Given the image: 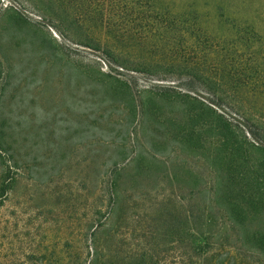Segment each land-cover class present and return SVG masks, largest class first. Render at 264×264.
<instances>
[{"label": "rangeland", "instance_id": "374dc122", "mask_svg": "<svg viewBox=\"0 0 264 264\" xmlns=\"http://www.w3.org/2000/svg\"><path fill=\"white\" fill-rule=\"evenodd\" d=\"M110 1L121 6L114 17L118 33L130 34L132 39L119 45L108 39L109 44L133 56V65L139 59L159 66L158 78L194 83L196 90L204 92L201 81L178 71H163L192 65L209 69L216 54L208 51L222 46L231 51L239 40L251 67L249 76L255 79L258 69L264 70V0H0V88L3 82L7 84L0 114L9 117L6 159L13 156L21 164L0 209V256L7 264H28L33 256L44 261L67 260L75 249L80 250L81 236L107 208L104 181L113 160H121L117 149L106 143L107 128L114 120V130L119 129L120 109L103 100L101 84L87 74L98 76L99 70L115 68L101 44L106 41V28L100 24L98 10ZM9 7L24 22L11 27L3 14ZM188 27L208 41L202 44L207 58L206 50L202 51L194 63L187 62L192 56L185 43ZM90 37L100 45H92ZM126 75L132 76L134 90L157 78L141 72ZM257 79L254 87L238 93L227 90L228 100L235 102L233 109L252 121L264 118V76ZM227 104L224 101L223 106ZM259 136L264 140V129ZM156 146L155 150L136 146L143 160H154L146 186L154 193L161 188L170 192L165 169L171 168L172 174L174 165H197L201 159L177 146L173 151L172 144ZM131 168L133 164L125 175L133 173ZM157 179L163 181L159 188ZM154 193L146 199L151 201ZM147 204L140 201L141 215L148 211ZM125 210L128 215L135 212L132 206ZM121 213L115 207L111 221Z\"/></svg>", "mask_w": 264, "mask_h": 264}, {"label": "trees", "instance_id": "16d2710c", "mask_svg": "<svg viewBox=\"0 0 264 264\" xmlns=\"http://www.w3.org/2000/svg\"><path fill=\"white\" fill-rule=\"evenodd\" d=\"M112 2L98 10L100 24L106 28V41L101 44L106 46L115 68L99 70L98 76L91 71L87 74L91 81L101 84L103 100L120 109L119 129L114 130V120L107 128L106 143L117 149L121 159L113 160L104 181L107 208L81 236L82 249H75L67 260L44 261L33 256L28 264H264V140L259 136L264 118L252 121L243 112L239 114L227 91L238 93L254 87L264 70L258 69L255 79L249 76L251 67L243 58L244 44L239 40L231 45V51L223 46L208 51L216 54L209 69L192 65L163 71H178L181 76L201 81L204 92L196 90L194 83L158 78L159 66L139 59L133 65V56L109 44L108 39L118 45L132 39L130 34L118 33L114 17L121 6ZM3 14L11 20V27L24 22L10 7ZM196 31L185 29V43L192 51L188 63H194L206 50L203 45L208 41ZM90 43L100 42L90 37ZM2 70L0 65V75ZM138 72L157 78L134 90L132 76L126 73ZM6 90L3 82L0 98ZM224 101L228 103L225 106ZM107 116L111 118L112 114ZM7 121L9 117L0 114V209L21 166L13 156L6 159ZM160 142L172 144L173 151L177 146L193 152L201 160L197 165H174L172 174L171 168L165 169L170 192L161 188L154 193L146 186L154 160H143L136 146L144 144L155 150ZM131 164L133 173L125 175ZM178 172L180 178L176 177ZM156 182L158 188L163 183L160 179ZM151 192L155 196L149 201L146 198ZM140 201L148 203L149 213L141 215ZM127 206L135 212L128 215ZM115 207L122 213L112 222L110 215ZM0 264H7L2 256Z\"/></svg>", "mask_w": 264, "mask_h": 264}]
</instances>
